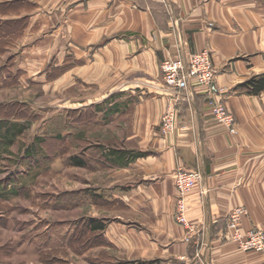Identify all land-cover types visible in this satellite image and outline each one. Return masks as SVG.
Returning a JSON list of instances; mask_svg holds the SVG:
<instances>
[{"label":"crops","instance_id":"obj_1","mask_svg":"<svg viewBox=\"0 0 264 264\" xmlns=\"http://www.w3.org/2000/svg\"><path fill=\"white\" fill-rule=\"evenodd\" d=\"M19 1L0 0L1 21H27L1 63L26 72L27 66L61 64L103 67L102 74L115 70L109 90L79 103L80 111L94 115L79 126L128 114L132 137L141 140L139 149L127 152L144 155L125 164L104 160L127 177L120 185L127 217H112L107 239L126 247L129 258L163 264H264V252H243L224 240L227 216L238 206L250 212L245 230L264 229V91H234L264 73V0H22L18 10L6 6ZM206 48L217 71L215 98L234 114L237 131L215 120L200 89L178 102L176 133L166 137L161 120L171 92L161 62ZM62 52L63 59H56ZM180 167L202 175L188 196L193 232L175 218L174 174Z\"/></svg>","mask_w":264,"mask_h":264},{"label":"rangeland","instance_id":"obj_2","mask_svg":"<svg viewBox=\"0 0 264 264\" xmlns=\"http://www.w3.org/2000/svg\"><path fill=\"white\" fill-rule=\"evenodd\" d=\"M5 67L18 72L16 66ZM25 68L16 81L0 80V121L24 128L8 143L0 139V264L151 260L129 258L126 247L105 235L113 216L127 217L120 198L125 197L120 188L125 172L111 171L104 160L112 149L140 148L141 140L132 137L131 116L116 121L104 116L84 127L77 122L79 103L109 90L115 70L104 68L108 72L102 74L103 67L62 64ZM75 157L86 159V165L76 166ZM93 220L108 221L105 230L91 229Z\"/></svg>","mask_w":264,"mask_h":264},{"label":"built area","instance_id":"obj_3","mask_svg":"<svg viewBox=\"0 0 264 264\" xmlns=\"http://www.w3.org/2000/svg\"><path fill=\"white\" fill-rule=\"evenodd\" d=\"M212 26L213 23H210ZM160 69L165 86L171 92L170 102L162 116L161 132L168 137L176 133L178 124V102L190 100V95L196 90L203 89L209 100L212 115L215 120L236 133V118L222 100H216L218 89L215 86L217 71L213 56L209 49H203L189 55L188 58L166 57L162 60ZM176 186V213L177 223L184 226L189 232L195 231L194 224L188 219V196L196 189L202 180V175L196 170L180 167L174 174ZM250 212L244 206L230 210L227 216L224 240L235 243L243 252H264V229L254 227L245 230L244 220ZM190 237H186L188 241ZM170 264H178L172 262ZM203 264H206L203 262Z\"/></svg>","mask_w":264,"mask_h":264},{"label":"trees","instance_id":"obj_4","mask_svg":"<svg viewBox=\"0 0 264 264\" xmlns=\"http://www.w3.org/2000/svg\"><path fill=\"white\" fill-rule=\"evenodd\" d=\"M22 1V0H21ZM21 1L14 2L13 4L9 5V3L6 5L7 8L18 10L20 9ZM20 4V5H19ZM6 8V9H7ZM8 8V9H9ZM27 26V21L25 19L20 20H0V54L2 55L7 51V47L12 45V43L19 38L23 32L25 31V28ZM1 79L4 80L5 83L16 81L17 75H20V71L13 73L10 69H6L5 66L1 67ZM6 75H9L10 79L6 78ZM234 91L250 94V95H259L264 91V73L254 75L244 81L243 83L239 84L237 87H235ZM94 115L90 114V109L81 110L79 111L78 116V124L80 121H84L85 118L91 119ZM23 126H20L19 124L10 123L7 120L0 121V139L3 142H7L12 140L16 135L22 132ZM141 155H144V152H127L122 150H116L112 149L108 154H106V157L110 158L113 163L116 164H125L128 160L134 159L136 157H139ZM87 160L75 157L74 158V164L76 166H84L86 165ZM108 221H98L93 220L91 221L90 228L96 231H103L106 228ZM165 261L163 259H151L146 262H142L138 260L136 264H163ZM128 264H135V262H130Z\"/></svg>","mask_w":264,"mask_h":264}]
</instances>
